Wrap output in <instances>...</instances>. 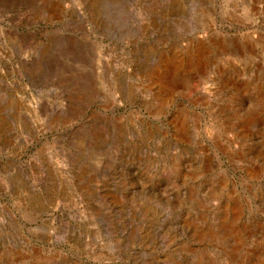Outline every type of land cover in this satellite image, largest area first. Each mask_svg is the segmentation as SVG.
<instances>
[{
  "label": "rangeland",
  "instance_id": "obj_1",
  "mask_svg": "<svg viewBox=\"0 0 264 264\" xmlns=\"http://www.w3.org/2000/svg\"><path fill=\"white\" fill-rule=\"evenodd\" d=\"M0 264H264V0H0Z\"/></svg>",
  "mask_w": 264,
  "mask_h": 264
}]
</instances>
